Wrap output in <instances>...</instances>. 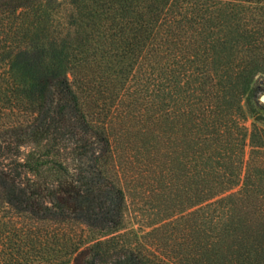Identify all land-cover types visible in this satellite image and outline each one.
Masks as SVG:
<instances>
[{"label": "trees", "instance_id": "1", "mask_svg": "<svg viewBox=\"0 0 264 264\" xmlns=\"http://www.w3.org/2000/svg\"><path fill=\"white\" fill-rule=\"evenodd\" d=\"M1 67L0 205L40 257L167 264L120 235L140 188L175 222L148 232L171 263L264 264V132L242 177L213 149L227 95L264 80V0H0Z\"/></svg>", "mask_w": 264, "mask_h": 264}, {"label": "rangeland", "instance_id": "2", "mask_svg": "<svg viewBox=\"0 0 264 264\" xmlns=\"http://www.w3.org/2000/svg\"><path fill=\"white\" fill-rule=\"evenodd\" d=\"M261 17L258 19L260 20ZM240 61L236 62L238 65ZM6 68L0 69V127L7 123V118L10 115L12 103L10 102L11 92L8 86ZM254 88L251 99L247 95H240L238 88H234L226 97V107L224 110V121L219 141L216 144L214 157L217 154L219 157L227 156L231 150L236 152V156L242 159V165L239 172L240 176L244 174L246 162L250 158L251 153V136L256 131L264 132V80L262 75L254 78ZM262 157L264 158V149ZM238 153V154H237ZM222 159H215L214 166L217 171L221 170ZM223 172V171H222ZM238 174V171H236ZM239 177L238 180L241 179ZM239 184V182H237ZM238 185L233 189V192L238 190ZM143 189H137L136 193L128 194L127 206L124 213L123 228L120 235L126 236L127 241L134 248L145 250L156 260L171 262L170 249L163 244L159 245L154 241L150 243L152 236L148 235L152 229L159 228L165 224L172 223L171 227L163 228L158 233H164L168 236L165 230L170 231L174 226V221L165 216V211H160L157 204L148 195L139 192ZM138 193V194H137ZM136 194V195H135ZM209 203V202H207ZM205 212H210L213 207H205ZM189 211H192L190 209ZM206 218H208L206 216ZM208 219L205 227L208 228ZM37 224L22 217L15 216L13 212L5 205H0V264H52L46 261V256L40 257L38 250L29 246L30 242L35 241L33 238ZM53 227L52 225L50 226ZM57 227H54L56 229ZM165 231V232H164ZM63 231L57 230L58 235ZM88 232V231H87ZM26 236L28 240L26 241ZM177 241L181 242L180 238ZM58 264H66V257L58 259Z\"/></svg>", "mask_w": 264, "mask_h": 264}, {"label": "water", "instance_id": "3", "mask_svg": "<svg viewBox=\"0 0 264 264\" xmlns=\"http://www.w3.org/2000/svg\"><path fill=\"white\" fill-rule=\"evenodd\" d=\"M264 100V99H263Z\"/></svg>", "mask_w": 264, "mask_h": 264}]
</instances>
